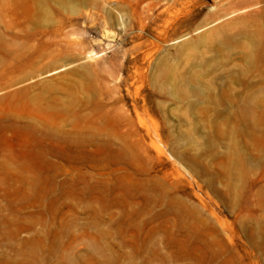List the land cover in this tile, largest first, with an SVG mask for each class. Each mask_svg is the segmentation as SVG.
<instances>
[{
  "label": "rangeland",
  "instance_id": "rangeland-1",
  "mask_svg": "<svg viewBox=\"0 0 264 264\" xmlns=\"http://www.w3.org/2000/svg\"><path fill=\"white\" fill-rule=\"evenodd\" d=\"M0 264H264V0H0Z\"/></svg>",
  "mask_w": 264,
  "mask_h": 264
}]
</instances>
